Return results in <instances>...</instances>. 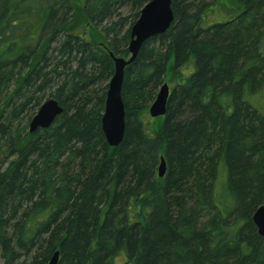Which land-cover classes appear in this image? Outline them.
Returning <instances> with one entry per match:
<instances>
[{
	"label": "trees",
	"instance_id": "1",
	"mask_svg": "<svg viewBox=\"0 0 264 264\" xmlns=\"http://www.w3.org/2000/svg\"><path fill=\"white\" fill-rule=\"evenodd\" d=\"M149 1L0 0V264H264V0H172L125 68L112 148L109 53L129 57ZM49 98L62 112L29 133Z\"/></svg>",
	"mask_w": 264,
	"mask_h": 264
},
{
	"label": "water",
	"instance_id": "2",
	"mask_svg": "<svg viewBox=\"0 0 264 264\" xmlns=\"http://www.w3.org/2000/svg\"><path fill=\"white\" fill-rule=\"evenodd\" d=\"M172 0H151L141 10L136 22L130 28V44L128 46L129 57H119L109 53L113 61V75L107 86L101 128L109 147L116 148L123 140L125 131V112L121 98L122 85L124 82V71L127 65L135 61L137 53L144 42L158 35L166 33L172 25L174 18L170 7ZM170 88L163 83L155 96V100L148 107V114L151 118H160L167 112L166 106ZM62 108L54 99H46L35 112L34 117L28 123L29 133L37 129H46L52 125ZM158 177L165 174V160L162 156L158 165ZM256 230L264 243V204L257 207L252 216ZM59 252H55L47 264H57Z\"/></svg>",
	"mask_w": 264,
	"mask_h": 264
},
{
	"label": "rangeland",
	"instance_id": "3",
	"mask_svg": "<svg viewBox=\"0 0 264 264\" xmlns=\"http://www.w3.org/2000/svg\"><path fill=\"white\" fill-rule=\"evenodd\" d=\"M123 12L126 14L128 12V9H124ZM10 54H13V52H10ZM148 110V109H147ZM148 113V111H147ZM220 200H224L223 198H221ZM114 264H128L127 261L124 258V255H121L120 257L116 258L114 260Z\"/></svg>",
	"mask_w": 264,
	"mask_h": 264
},
{
	"label": "bare ground",
	"instance_id": "4",
	"mask_svg": "<svg viewBox=\"0 0 264 264\" xmlns=\"http://www.w3.org/2000/svg\"><path fill=\"white\" fill-rule=\"evenodd\" d=\"M55 252H57V251H55ZM55 252H54V253H55ZM115 259H116V258H115ZM115 259H114V260H115Z\"/></svg>",
	"mask_w": 264,
	"mask_h": 264
}]
</instances>
